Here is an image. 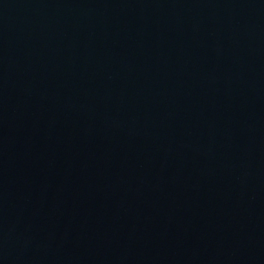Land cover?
<instances>
[{
  "label": "water",
  "instance_id": "1",
  "mask_svg": "<svg viewBox=\"0 0 264 264\" xmlns=\"http://www.w3.org/2000/svg\"><path fill=\"white\" fill-rule=\"evenodd\" d=\"M0 264H264V0H0Z\"/></svg>",
  "mask_w": 264,
  "mask_h": 264
}]
</instances>
